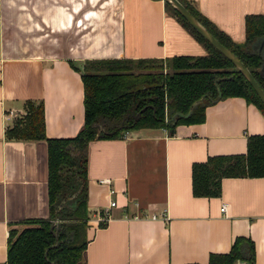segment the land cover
I'll use <instances>...</instances> for the list:
<instances>
[{
  "label": "crops",
  "instance_id": "obj_1",
  "mask_svg": "<svg viewBox=\"0 0 264 264\" xmlns=\"http://www.w3.org/2000/svg\"><path fill=\"white\" fill-rule=\"evenodd\" d=\"M183 1L231 42L244 38V15L264 14V0ZM246 46L258 52L264 82V36ZM204 53L162 0H0V264L9 222L47 212L44 140L3 135L22 102L40 100L45 136L72 134L82 87L71 64ZM256 132L264 133L258 107L224 96L203 108L201 120L170 132L143 127L88 140L81 264H205L239 235L253 245V264H263L264 175L220 177L218 194L208 197L192 196L189 180L190 162L243 151L246 134ZM108 198L114 203L97 226L95 210Z\"/></svg>",
  "mask_w": 264,
  "mask_h": 264
},
{
  "label": "trees",
  "instance_id": "obj_2",
  "mask_svg": "<svg viewBox=\"0 0 264 264\" xmlns=\"http://www.w3.org/2000/svg\"><path fill=\"white\" fill-rule=\"evenodd\" d=\"M214 37L232 51L264 91L258 69L259 54L247 49L256 36H264V14L243 18L244 38L231 42L201 19L190 4L179 0ZM164 8L203 47L204 54L169 57H93L71 67L79 71L82 113L79 127L63 136L43 133L40 100L26 99L23 111L6 125V138H41L45 142L47 212L9 222L3 264H77L85 243L86 143L96 138L122 137L127 130L164 127L202 119L203 108L224 96H241L264 107L250 84L230 61L199 35L165 0ZM190 194L217 195L220 177L264 175V133L246 134L244 150L208 154L189 163ZM105 220L98 219L100 226ZM225 252H211L205 264H232L236 259L253 264V245L246 236H234ZM264 258V247H263ZM264 264V262H263Z\"/></svg>",
  "mask_w": 264,
  "mask_h": 264
},
{
  "label": "water",
  "instance_id": "obj_3",
  "mask_svg": "<svg viewBox=\"0 0 264 264\" xmlns=\"http://www.w3.org/2000/svg\"><path fill=\"white\" fill-rule=\"evenodd\" d=\"M168 4L171 5L179 15L185 20L199 35H201L204 39H206L213 48L222 53L232 64L233 67L237 71H239L245 80L250 84L251 89L257 98H259L260 102L264 107V91L262 87L259 85L255 79L250 75L249 70L242 64L240 59L235 56V54L230 51L227 47H225L222 43H220L214 35H212L208 29L201 24L199 20H197L192 13L186 9V7L179 2V0H165ZM261 67V66H260ZM245 260L236 259L232 264H246Z\"/></svg>",
  "mask_w": 264,
  "mask_h": 264
},
{
  "label": "built area",
  "instance_id": "obj_4",
  "mask_svg": "<svg viewBox=\"0 0 264 264\" xmlns=\"http://www.w3.org/2000/svg\"><path fill=\"white\" fill-rule=\"evenodd\" d=\"M127 134H126V131H124L123 133H122V137H125ZM96 182H98V183H102V182H106V178H104V177H98L97 179H96ZM111 191V189H109V192ZM113 203H114V199H112V198H108V200H107V203L105 204V206H103V207H99L98 209H96L95 210V217H96V221L98 220V219H103V220H105L107 217H108V215L106 214V210H107V208H108V206H110V205H113ZM222 204H220L219 206H218V209L219 210H222ZM151 216L153 217L154 216V214L152 213L151 214Z\"/></svg>",
  "mask_w": 264,
  "mask_h": 264
},
{
  "label": "rangeland",
  "instance_id": "obj_5",
  "mask_svg": "<svg viewBox=\"0 0 264 264\" xmlns=\"http://www.w3.org/2000/svg\"><path fill=\"white\" fill-rule=\"evenodd\" d=\"M13 118H14V117H13ZM13 118H12V120H13ZM12 120H11V123L13 122ZM77 264H81V261H80L79 263H77Z\"/></svg>",
  "mask_w": 264,
  "mask_h": 264
}]
</instances>
